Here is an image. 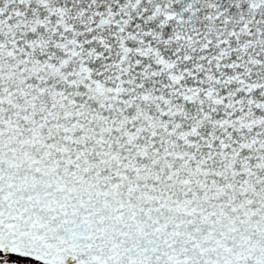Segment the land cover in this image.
Masks as SVG:
<instances>
[{"label":"snow or ice","instance_id":"snow-or-ice-1","mask_svg":"<svg viewBox=\"0 0 264 264\" xmlns=\"http://www.w3.org/2000/svg\"><path fill=\"white\" fill-rule=\"evenodd\" d=\"M264 264V0H0V264Z\"/></svg>","mask_w":264,"mask_h":264},{"label":"rangeland","instance_id":"rangeland-1","mask_svg":"<svg viewBox=\"0 0 264 264\" xmlns=\"http://www.w3.org/2000/svg\"><path fill=\"white\" fill-rule=\"evenodd\" d=\"M32 264H38L36 261H33Z\"/></svg>","mask_w":264,"mask_h":264}]
</instances>
